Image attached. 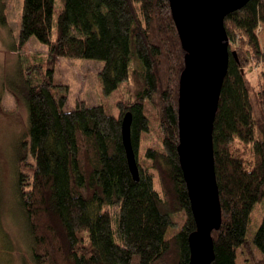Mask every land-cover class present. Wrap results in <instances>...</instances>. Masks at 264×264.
Segmentation results:
<instances>
[{
    "label": "trees",
    "instance_id": "obj_1",
    "mask_svg": "<svg viewBox=\"0 0 264 264\" xmlns=\"http://www.w3.org/2000/svg\"><path fill=\"white\" fill-rule=\"evenodd\" d=\"M63 2L55 32V0H24L18 50L36 38L49 54L28 70L20 67L19 81L5 84L28 109L27 131L15 156L33 263L189 264V237L197 224L178 152L187 53L170 1ZM2 21L7 24L5 14ZM261 25L264 0H251L225 20L230 65L214 128L223 223L213 233V264H237L238 251L249 241L264 255V219L248 237L255 207L264 202ZM61 58L103 62L102 93L109 96L122 86L127 93L118 102L119 115L86 102L66 112L69 88L55 83ZM36 74L40 81L33 84ZM148 108L157 115L162 146L148 147L142 162L143 139L153 130ZM128 113L139 181L123 142Z\"/></svg>",
    "mask_w": 264,
    "mask_h": 264
},
{
    "label": "water",
    "instance_id": "obj_2",
    "mask_svg": "<svg viewBox=\"0 0 264 264\" xmlns=\"http://www.w3.org/2000/svg\"><path fill=\"white\" fill-rule=\"evenodd\" d=\"M186 54L180 81L178 152L191 200L197 230L189 237V264H213V233L222 227L223 212L218 185L214 128L223 85L230 65L226 18L251 0H169ZM237 57V54H234ZM133 114L122 125L130 170L140 180L132 142Z\"/></svg>",
    "mask_w": 264,
    "mask_h": 264
},
{
    "label": "rangeland",
    "instance_id": "obj_3",
    "mask_svg": "<svg viewBox=\"0 0 264 264\" xmlns=\"http://www.w3.org/2000/svg\"><path fill=\"white\" fill-rule=\"evenodd\" d=\"M23 4L24 0H0V264H34L28 222L19 206L16 186L19 171L15 156L16 147L27 131L28 109L25 102L13 95L5 84L19 81L20 67L28 70L32 65L45 62L49 47L32 38L24 49L18 50ZM63 8V0H55V32ZM2 14L6 15L7 24H3ZM257 32L264 50V25H261ZM33 57L39 60L34 62ZM103 67L104 63L96 60L61 58L58 61L55 83L69 88V101L64 107L66 112L75 110L81 102H86L90 106H104L110 115H119L118 102L125 100L127 93L123 86L109 96L102 93L100 70ZM37 76L39 75L33 76V84L39 83L40 76ZM252 81L254 88L257 77L253 76ZM147 113L153 130L143 139L140 154L142 162L144 151L148 147L162 146V139L157 130V115L149 108ZM155 187L160 190L158 181H155ZM263 219L264 202H261L253 212L249 239L254 237ZM237 264H264V255L249 241L238 251Z\"/></svg>",
    "mask_w": 264,
    "mask_h": 264
}]
</instances>
